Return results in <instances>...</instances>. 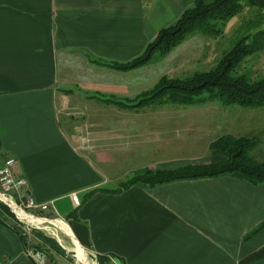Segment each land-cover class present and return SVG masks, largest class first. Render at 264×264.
<instances>
[{
  "label": "crops",
  "instance_id": "1",
  "mask_svg": "<svg viewBox=\"0 0 264 264\" xmlns=\"http://www.w3.org/2000/svg\"><path fill=\"white\" fill-rule=\"evenodd\" d=\"M196 1L0 0V164L14 159L23 193L49 206L34 215L105 261L264 264V184L223 175L122 189L144 171L209 163L224 130L195 105L139 103L162 66H108L141 57ZM185 150L202 154L187 164ZM60 246L0 206L2 264H34L32 249L69 263Z\"/></svg>",
  "mask_w": 264,
  "mask_h": 264
},
{
  "label": "trees",
  "instance_id": "2",
  "mask_svg": "<svg viewBox=\"0 0 264 264\" xmlns=\"http://www.w3.org/2000/svg\"><path fill=\"white\" fill-rule=\"evenodd\" d=\"M245 8L255 9L264 14V0H214L210 3L197 0L173 26L158 33L141 57L125 65L108 66L119 71L134 70L149 64L156 54L166 55L192 34L217 37L223 33L224 26L240 15ZM245 33L212 71L195 74L185 80L163 79L150 95L145 93V96L143 95L145 99L139 103L166 99L180 105L214 101L223 107L264 108V77L253 81L244 74H238V69L246 58L264 50V30H258L253 34L248 31ZM257 143L254 137L236 139L223 136L211 144L212 160L209 163L186 165L175 170L144 171L126 181L122 189L135 184L153 187L174 181L223 175L252 186L262 185L264 161H258L252 156ZM1 208L12 216L6 207L1 205ZM40 237L43 242H50L43 235ZM59 253L65 254L60 249ZM100 262L104 264L105 260L101 258Z\"/></svg>",
  "mask_w": 264,
  "mask_h": 264
},
{
  "label": "rangeland",
  "instance_id": "3",
  "mask_svg": "<svg viewBox=\"0 0 264 264\" xmlns=\"http://www.w3.org/2000/svg\"><path fill=\"white\" fill-rule=\"evenodd\" d=\"M258 30H264V14L255 9L245 8L240 15L231 19L224 26L223 33L217 37L199 33L188 36L186 42L184 41L185 44H183L184 42L181 43L180 47L177 46L164 56L156 54L152 57L149 64L162 66L163 72L167 75H164L150 91L145 93L150 95L163 79L167 81L185 80L195 74L212 71L223 56L231 50L235 42L246 34L245 31L253 34ZM174 69L175 71H173ZM238 74H244L253 81L264 77V50L246 58L240 65ZM145 93L141 94L138 99H145ZM194 105L199 107L196 108V113L211 115L215 117L217 124L220 122L224 127V130L218 132L217 138L210 143V146L223 136H231L236 139L254 137L258 143L252 152V156L258 161H264V108L223 107L214 101H201ZM185 106L190 107L192 105ZM210 146L209 157H212ZM201 154L202 151L185 150L178 153L177 156L181 162L187 161V164H190L193 158L200 157ZM47 227L49 229L39 231L55 239L61 245V249L64 248V261H70V251L73 249L71 240L65 238L62 230L56 225L45 228ZM57 262L62 263L63 260L57 258Z\"/></svg>",
  "mask_w": 264,
  "mask_h": 264
},
{
  "label": "built area",
  "instance_id": "4",
  "mask_svg": "<svg viewBox=\"0 0 264 264\" xmlns=\"http://www.w3.org/2000/svg\"><path fill=\"white\" fill-rule=\"evenodd\" d=\"M14 159H6L0 164V206L6 207L15 218L19 226L25 230H47L48 227H55L56 224H63L59 220H50L34 215L32 211L45 212L49 206L46 204H37L31 197L23 193L26 187L24 179H15L11 168L14 165ZM73 201L78 204L77 196H73ZM73 243V242H72ZM70 262L66 264H102L97 254L92 251L81 248L73 243V249L70 251ZM26 256L34 264H56L49 261L45 253L38 250H29ZM0 264H2L0 262ZM104 264H118L114 259L105 261Z\"/></svg>",
  "mask_w": 264,
  "mask_h": 264
},
{
  "label": "bare ground",
  "instance_id": "5",
  "mask_svg": "<svg viewBox=\"0 0 264 264\" xmlns=\"http://www.w3.org/2000/svg\"><path fill=\"white\" fill-rule=\"evenodd\" d=\"M57 225V224H56ZM61 225H63V224H61Z\"/></svg>",
  "mask_w": 264,
  "mask_h": 264
}]
</instances>
